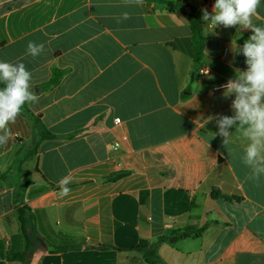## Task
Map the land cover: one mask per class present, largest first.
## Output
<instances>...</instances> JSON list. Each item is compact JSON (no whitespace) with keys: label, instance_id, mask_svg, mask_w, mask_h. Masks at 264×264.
Returning <instances> with one entry per match:
<instances>
[{"label":"crops","instance_id":"obj_1","mask_svg":"<svg viewBox=\"0 0 264 264\" xmlns=\"http://www.w3.org/2000/svg\"><path fill=\"white\" fill-rule=\"evenodd\" d=\"M186 1L201 17L215 2ZM175 2L0 0V61L31 72L39 100L27 106L54 134L30 154L21 111L0 146V264H149L131 250L141 242L165 264H264V176L248 179L238 128L227 145L215 135L252 31L201 19L196 63ZM258 13L264 27V0ZM30 41L44 45L36 57Z\"/></svg>","mask_w":264,"mask_h":264},{"label":"clouds","instance_id":"obj_2","mask_svg":"<svg viewBox=\"0 0 264 264\" xmlns=\"http://www.w3.org/2000/svg\"><path fill=\"white\" fill-rule=\"evenodd\" d=\"M130 2L143 4V0ZM260 6L261 0H215L211 13L207 8L201 9V19L209 22L213 29L223 26L252 31L242 47L237 45L238 52L245 57L246 70L237 72L223 86L225 98L235 96L231 104L234 114L217 121L219 131L215 135L220 136L223 144L227 145L232 129L238 128L242 132L248 144L241 159L251 169L248 179L254 181L264 176V27L253 24ZM122 19H128V14L124 13ZM43 50V44L30 41L26 54L36 57ZM31 80L32 74L24 63L0 61V84H3L0 87V146L6 145L12 137L10 126L16 123L24 105L39 100V95L31 88ZM70 182L67 177L58 181L60 198L70 194L71 189L67 187Z\"/></svg>","mask_w":264,"mask_h":264},{"label":"trees","instance_id":"obj_3","mask_svg":"<svg viewBox=\"0 0 264 264\" xmlns=\"http://www.w3.org/2000/svg\"><path fill=\"white\" fill-rule=\"evenodd\" d=\"M175 4L177 6H180L183 9L184 14L187 16L191 29H192V36H193V47H194V60L196 63L200 62L203 57V48H204V42H205V36L203 33V22L201 20V16L197 12V10L190 6L186 0H176ZM189 7V12L185 11V8ZM63 72L59 70L54 71V76L51 79L50 82H48L45 85V88H51L54 85H57L60 81V78L62 76ZM0 87H3V84H0ZM22 112L29 116L30 120L32 121V126L34 128V139H33V147L30 154H34L35 151L38 149L40 144L44 140H50L54 138V134L45 126L43 123L40 115H35L30 111L27 104L24 105L22 108ZM124 174H119V176H122ZM113 178V177H112ZM217 196H221L220 193H215ZM22 209L19 210L20 212V218L22 221V225L24 226L25 222L22 219ZM201 231L203 229L196 231L194 234L195 236H199ZM131 250H135L141 254L142 259L149 264H165L160 256L157 253L156 248L153 245H150L146 242H141L136 247H134ZM14 257H18L20 259H23L24 253L20 255H15Z\"/></svg>","mask_w":264,"mask_h":264},{"label":"built area","instance_id":"obj_4","mask_svg":"<svg viewBox=\"0 0 264 264\" xmlns=\"http://www.w3.org/2000/svg\"><path fill=\"white\" fill-rule=\"evenodd\" d=\"M115 124H118V123H120V118H115Z\"/></svg>","mask_w":264,"mask_h":264}]
</instances>
